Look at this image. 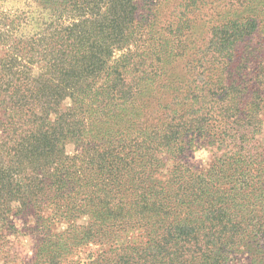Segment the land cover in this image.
I'll return each instance as SVG.
<instances>
[{
    "label": "trees",
    "instance_id": "obj_1",
    "mask_svg": "<svg viewBox=\"0 0 264 264\" xmlns=\"http://www.w3.org/2000/svg\"><path fill=\"white\" fill-rule=\"evenodd\" d=\"M37 1L0 57V216L109 244L84 264H264V0Z\"/></svg>",
    "mask_w": 264,
    "mask_h": 264
},
{
    "label": "rangeland",
    "instance_id": "obj_2",
    "mask_svg": "<svg viewBox=\"0 0 264 264\" xmlns=\"http://www.w3.org/2000/svg\"><path fill=\"white\" fill-rule=\"evenodd\" d=\"M208 9L209 7H206L202 12H209L207 11ZM222 9L218 10L222 12ZM241 10V8H235L233 11L227 10V12L228 15L233 14L234 16H238ZM158 12H162L159 15L160 18L167 16L165 10L162 8H159ZM51 17V12L44 9L40 1L0 0V31L5 30L6 32L5 34L0 32V36L1 34L3 35L2 39H5L2 43L0 42V57H4L6 53L7 48L5 47L6 45L9 46V40L12 36L11 32H16L19 36L34 35L46 27L45 22ZM216 20L215 16L204 17V15L202 20H199L196 29V35L198 36L196 40L197 44L200 40L206 41L208 27L210 24L215 23ZM1 102L2 99L0 98V107ZM211 156V150L207 147H200L194 153V160L202 165H206ZM26 173V171L19 172L18 183L21 187L26 184ZM11 184L15 185V182H11ZM20 208L21 211H19ZM26 212V207H20L18 203L16 204V201H9L8 205L5 206L4 214L0 216V264H84L96 259L100 253H103L109 247V244L106 247H98L96 244L90 243V247L83 246L77 250L71 251L68 249L67 251L65 246L60 242V236L53 237L54 231L51 232V236L47 237H52L51 240L44 242L43 240L46 237L41 220L43 215L37 217L35 220L31 218L29 221L30 217L27 216ZM64 227L62 225L60 230H63ZM145 241L146 239L143 238L140 231H129L120 234L117 244L145 243ZM37 243H39L37 247L39 249L41 247V251L35 249ZM40 253L43 254V259L40 258Z\"/></svg>",
    "mask_w": 264,
    "mask_h": 264
}]
</instances>
